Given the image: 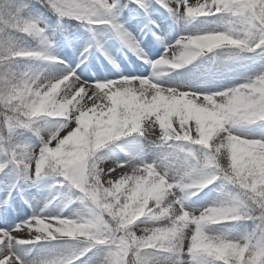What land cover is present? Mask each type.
I'll return each instance as SVG.
<instances>
[{"label":"snow or ice","instance_id":"6c2138e0","mask_svg":"<svg viewBox=\"0 0 264 264\" xmlns=\"http://www.w3.org/2000/svg\"><path fill=\"white\" fill-rule=\"evenodd\" d=\"M64 20L90 35L75 59ZM0 264H264V0H0Z\"/></svg>","mask_w":264,"mask_h":264},{"label":"rangeland","instance_id":"374dc122","mask_svg":"<svg viewBox=\"0 0 264 264\" xmlns=\"http://www.w3.org/2000/svg\"><path fill=\"white\" fill-rule=\"evenodd\" d=\"M35 9L38 10L36 12L29 13L30 16H36L43 20L49 27L51 31L52 28L56 27V17L42 8L39 4L35 5ZM121 22L125 24L127 28V22H125L123 15L121 16ZM64 32L61 34L57 32L53 35V39L56 41V52L62 57H69L75 59L76 56H79V53L83 50L84 46H86L87 41L90 38L88 32H86L82 27H80L77 22L71 20H64L63 22ZM142 26V25H141ZM191 27L198 28L203 27L201 24H194ZM128 31L132 33L141 43V47L143 48L146 55H148L149 59L158 58L162 53L163 49L156 44L154 40H151L150 36H144L141 40L140 37L142 33H140L139 28L136 31H133L131 28H128ZM172 38H175V33L172 34ZM97 39L103 44L104 48L107 50L108 54L112 56V58L116 61V64L119 68L120 72H129L132 68H138L137 70H146L147 66L142 64V61L137 60L134 55L124 49L121 44L111 36V33L106 29H97ZM149 41H151L150 46ZM28 44H31V41H27ZM88 62L91 64V71L88 73L89 78L92 77H104L108 76L109 78H116L115 74L117 69L113 68L102 55L99 53H93L89 55ZM43 67V66H42ZM187 73V70H185ZM179 73H171L169 76L164 77L163 79L166 81L174 80ZM179 82V81H177ZM213 188H216L214 185ZM29 191L36 192V188H32ZM205 191H208L207 189ZM40 192L43 196L48 195V186L47 184H43L40 186ZM201 196L204 193L200 194ZM216 192L213 191L210 196L206 197L199 204L194 205V207H202L207 206L211 200L215 199ZM74 210L73 208L66 209V214L70 213ZM25 216L30 215V210L25 209ZM221 231H226L227 229L222 228ZM232 231L238 232L243 231L242 228H234Z\"/></svg>","mask_w":264,"mask_h":264},{"label":"bare ground","instance_id":"6f19581e","mask_svg":"<svg viewBox=\"0 0 264 264\" xmlns=\"http://www.w3.org/2000/svg\"><path fill=\"white\" fill-rule=\"evenodd\" d=\"M137 69H138V68H136V67H135V68H132V69H130V71H129V72L138 71Z\"/></svg>","mask_w":264,"mask_h":264}]
</instances>
